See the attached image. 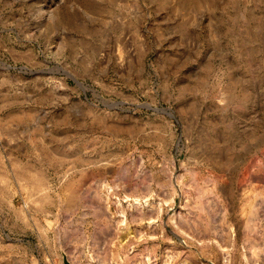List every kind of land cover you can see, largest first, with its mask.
<instances>
[{"label": "rangeland", "instance_id": "374dc122", "mask_svg": "<svg viewBox=\"0 0 264 264\" xmlns=\"http://www.w3.org/2000/svg\"><path fill=\"white\" fill-rule=\"evenodd\" d=\"M0 264H264V0H0Z\"/></svg>", "mask_w": 264, "mask_h": 264}]
</instances>
